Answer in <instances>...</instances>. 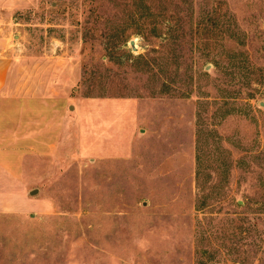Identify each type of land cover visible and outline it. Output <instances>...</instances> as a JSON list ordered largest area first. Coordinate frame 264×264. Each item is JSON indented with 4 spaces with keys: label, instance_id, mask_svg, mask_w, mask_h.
<instances>
[{
    "label": "rangeland",
    "instance_id": "rangeland-1",
    "mask_svg": "<svg viewBox=\"0 0 264 264\" xmlns=\"http://www.w3.org/2000/svg\"><path fill=\"white\" fill-rule=\"evenodd\" d=\"M0 28V147L41 129L51 204L0 214V264H264V0H0Z\"/></svg>",
    "mask_w": 264,
    "mask_h": 264
},
{
    "label": "crops",
    "instance_id": "crops-1",
    "mask_svg": "<svg viewBox=\"0 0 264 264\" xmlns=\"http://www.w3.org/2000/svg\"><path fill=\"white\" fill-rule=\"evenodd\" d=\"M9 46L8 36L0 28V95L5 92L11 71ZM34 132L38 139L30 161L18 149L0 147V214L46 215L51 211L50 202L35 195L36 189L32 190L21 176L23 169H41L39 159L49 156L40 150L41 129Z\"/></svg>",
    "mask_w": 264,
    "mask_h": 264
},
{
    "label": "water",
    "instance_id": "water-1",
    "mask_svg": "<svg viewBox=\"0 0 264 264\" xmlns=\"http://www.w3.org/2000/svg\"><path fill=\"white\" fill-rule=\"evenodd\" d=\"M130 45H132V47L135 48V46H134V40H130Z\"/></svg>",
    "mask_w": 264,
    "mask_h": 264
},
{
    "label": "trees",
    "instance_id": "trees-1",
    "mask_svg": "<svg viewBox=\"0 0 264 264\" xmlns=\"http://www.w3.org/2000/svg\"><path fill=\"white\" fill-rule=\"evenodd\" d=\"M206 29V31H209V28H205Z\"/></svg>",
    "mask_w": 264,
    "mask_h": 264
}]
</instances>
